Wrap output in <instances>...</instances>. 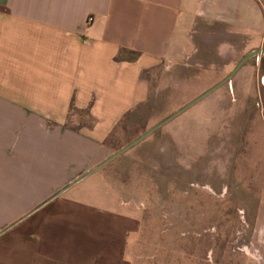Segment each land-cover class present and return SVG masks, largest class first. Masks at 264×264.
Masks as SVG:
<instances>
[{
  "label": "crops",
  "instance_id": "1",
  "mask_svg": "<svg viewBox=\"0 0 264 264\" xmlns=\"http://www.w3.org/2000/svg\"><path fill=\"white\" fill-rule=\"evenodd\" d=\"M196 26L224 28L221 60L264 50V0H0V211L27 214L0 221V264H129L136 219L72 182L112 155L147 75L209 43Z\"/></svg>",
  "mask_w": 264,
  "mask_h": 264
},
{
  "label": "rangeland",
  "instance_id": "2",
  "mask_svg": "<svg viewBox=\"0 0 264 264\" xmlns=\"http://www.w3.org/2000/svg\"><path fill=\"white\" fill-rule=\"evenodd\" d=\"M197 27L186 36L209 43L147 75L146 101L106 140L111 154L218 86L73 188L136 219L129 264H264V54L235 70L241 56L221 60L212 43L224 28Z\"/></svg>",
  "mask_w": 264,
  "mask_h": 264
},
{
  "label": "water",
  "instance_id": "3",
  "mask_svg": "<svg viewBox=\"0 0 264 264\" xmlns=\"http://www.w3.org/2000/svg\"><path fill=\"white\" fill-rule=\"evenodd\" d=\"M258 54H264V50H254L249 52L247 55H245L244 57H242L235 70H237L243 63H245L247 60L251 59L252 57L258 55ZM234 70V71H235ZM233 71V72H234ZM229 78V76L224 80L226 81ZM218 85H215L214 87H212L211 89H209L208 91L204 92L202 95L198 96L196 99H194L193 101H191L190 103H188L187 105H185L184 107H182L180 110H178L177 112H175L174 114L170 115L169 117H167L166 119L162 120L160 123L156 124L155 126L151 127L150 129H148L147 131H145L144 133H142L139 137H137L136 139H134L133 141H131L130 143H128L126 146H124L123 148H121L120 150H118L117 152L113 153L110 157H108L105 161H103L102 163H100L99 165L95 166L93 169L89 170L87 173H85L83 176L79 177L78 179H76L75 181L72 182V184H75L79 181H81L83 178H85L86 176H88L89 174H91L92 172H94L95 170H97L99 167L103 166L104 164H106L107 162L111 161L113 158H115L116 156H118L119 154H121L123 151H125L126 149L130 148L131 146H133L134 144H136L137 142H139L140 140H142L143 138H145L147 135H149L150 133H152L154 130H156L158 127L162 126L163 124H165L169 119L173 118L175 115H177L178 113H180L181 111H183L185 108L189 107L190 105H192L193 103H195L197 100H199L201 97H203L205 94H207L208 92H210L211 90H213L214 88H216ZM71 184V185H72ZM70 185H68L67 187H65L64 189H62L59 193L63 192L64 190H66ZM58 193V194H59ZM56 196V195H55ZM53 196V197H55ZM52 197V198H53Z\"/></svg>",
  "mask_w": 264,
  "mask_h": 264
},
{
  "label": "built area",
  "instance_id": "4",
  "mask_svg": "<svg viewBox=\"0 0 264 264\" xmlns=\"http://www.w3.org/2000/svg\"><path fill=\"white\" fill-rule=\"evenodd\" d=\"M90 21H91V18H90V17H88V18H87V22H90Z\"/></svg>",
  "mask_w": 264,
  "mask_h": 264
}]
</instances>
